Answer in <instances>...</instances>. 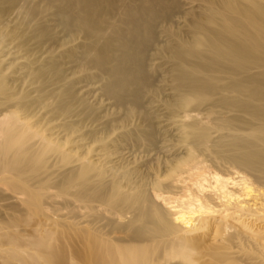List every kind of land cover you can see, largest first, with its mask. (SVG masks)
<instances>
[{"label":"bare ground","instance_id":"1","mask_svg":"<svg viewBox=\"0 0 264 264\" xmlns=\"http://www.w3.org/2000/svg\"><path fill=\"white\" fill-rule=\"evenodd\" d=\"M0 202V264H264V0H0Z\"/></svg>","mask_w":264,"mask_h":264},{"label":"rangeland","instance_id":"2","mask_svg":"<svg viewBox=\"0 0 264 264\" xmlns=\"http://www.w3.org/2000/svg\"><path fill=\"white\" fill-rule=\"evenodd\" d=\"M53 195V194H52ZM19 199H23L22 197H19ZM61 203V199H59V198H56L55 200H54V202H52L51 203V205H50V203L48 204V206H47V208H46V212L48 213V215H50V218L52 219V220H54V221H57L58 220V218L55 216V213H57V214H62V215H66V210H62V211H56L55 213H54V211L53 210H55V209H59L60 208V204ZM5 203L3 202V203H1L0 202V219H2L1 218V215H5L6 214V212H4L5 210H3L2 208H1V205H4ZM23 207H20L19 209H20V211H22L21 209H22ZM63 211H65V212H63ZM25 212V211H24ZM24 212H22V213H24ZM21 214V213H20ZM20 214L19 213H15L14 215H17V217H19L20 218V220H23L24 219V217H20ZM35 220H36V218L35 219H33V220H31V222H30V224H26L25 225V223H23V224H20V226H19V230H29V228L34 224V222H35Z\"/></svg>","mask_w":264,"mask_h":264}]
</instances>
